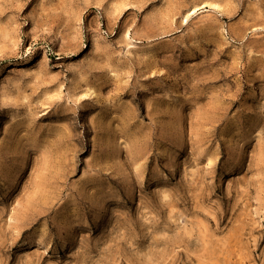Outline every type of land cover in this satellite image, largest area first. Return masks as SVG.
<instances>
[{"label":"rangeland","instance_id":"374dc122","mask_svg":"<svg viewBox=\"0 0 264 264\" xmlns=\"http://www.w3.org/2000/svg\"><path fill=\"white\" fill-rule=\"evenodd\" d=\"M0 264H264V0H0Z\"/></svg>","mask_w":264,"mask_h":264}]
</instances>
